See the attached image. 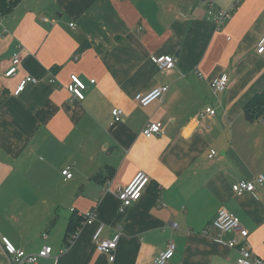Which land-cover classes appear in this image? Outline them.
Wrapping results in <instances>:
<instances>
[{"label":"crops","instance_id":"crops-1","mask_svg":"<svg viewBox=\"0 0 264 264\" xmlns=\"http://www.w3.org/2000/svg\"><path fill=\"white\" fill-rule=\"evenodd\" d=\"M231 7L219 26L209 16ZM263 37L264 0H20L0 16V264H15L2 239L27 255L50 247L37 264H153L170 243L166 264H236L210 227L220 209L264 258V187L232 191L264 176V111L245 113L264 92ZM17 45L20 66L6 78ZM161 57L174 68L160 70ZM222 75L227 88L214 93ZM27 76L36 83L16 95ZM71 76L86 86L82 101L67 91ZM163 86L161 100L134 101ZM153 122L162 131L145 138ZM139 172L150 183L119 213L117 193ZM89 210L97 222L65 249L69 220ZM99 224L101 240L119 237L113 262L92 241Z\"/></svg>","mask_w":264,"mask_h":264},{"label":"built area","instance_id":"built-area-1","mask_svg":"<svg viewBox=\"0 0 264 264\" xmlns=\"http://www.w3.org/2000/svg\"><path fill=\"white\" fill-rule=\"evenodd\" d=\"M212 5V4H211ZM232 11V7L227 10H218L216 13H213L212 10L209 11V16L212 18L214 23L219 26L229 17ZM73 27V25H70ZM21 52L22 48L20 45L16 46L15 52L11 56V62L8 70L5 72L4 76L6 78H11L16 75L18 68L21 62ZM256 53L261 55L264 53V37L259 41ZM78 55L74 56L76 60ZM152 62L160 69L165 71H170L174 68L175 59L173 57H161V58H153ZM53 83V80L49 81ZM36 81L27 76L24 78L17 87L15 92L18 95L20 92L24 90V87L27 84H35ZM91 83H94L92 80ZM228 85V78L226 75H222L217 80L210 83V87L214 93H222L226 90ZM86 90V86L83 82H81L77 76L70 77V83L67 85V91L75 97L77 100H84V91ZM168 87H158L147 94L141 95L137 94L134 96V101L140 107H147L151 103L161 100L163 96L167 93ZM200 117H204L205 115L213 116L214 110L208 108L203 112H200ZM112 123L120 122L123 118V112L121 109H113L111 112ZM162 124L160 122L148 123L143 129V135L145 138H151L153 136H157L162 131ZM215 154L211 153L210 158L214 157ZM62 176L66 179L71 178V173L69 169H66L62 172ZM150 179L144 173H137L132 181L125 188L121 189L117 193V199L119 201L118 212L123 213L124 210L130 207L132 204L137 202L146 187L149 185ZM264 187V176L260 175L256 177L253 181L240 180L235 182L232 185V191L235 195L240 196L244 193H254L256 191V187ZM74 212V210H72ZM76 213V212H75ZM77 216L81 218V222L79 227L77 228L73 240L76 238L80 228L84 225H91L97 222V214L94 210H89L87 212L77 213ZM173 228H176L177 225L173 224ZM210 227L213 228L217 232V241L224 243L230 249L234 250L238 254V258L236 260V264H264V258L257 256L249 247L247 243V238L249 237V233L247 230L242 228L238 220L225 209L218 210L214 220L211 222ZM103 230V225L99 224L93 234L92 241L95 245V248L100 253H106L109 256V261L113 262L114 255L113 252L116 248L117 241L119 237H115L111 240H101V233ZM237 234L241 241L237 242L235 239H230L228 241L223 242L222 236L225 234ZM204 234H207V230H204ZM2 244L4 246L5 252L7 255L12 258L13 263L15 264H37V260L39 258H48L51 253L50 247H44L39 251L37 255H27L25 252L21 250H16L14 246H12L6 239H2ZM174 254V245L170 243L167 249L164 252L159 253L155 258L153 264H166L170 259H172ZM56 264V262L54 263Z\"/></svg>","mask_w":264,"mask_h":264},{"label":"trees","instance_id":"trees-1","mask_svg":"<svg viewBox=\"0 0 264 264\" xmlns=\"http://www.w3.org/2000/svg\"><path fill=\"white\" fill-rule=\"evenodd\" d=\"M20 2V0H0V16L8 15L11 10ZM86 45V44H85ZM257 111H264V92L254 96L247 104L245 105V113L249 117H253V115ZM102 173L98 172L93 176V179L101 178ZM81 222V218L74 214L73 217L69 220L65 238L63 245L65 249L69 248V246L73 242V236L79 227Z\"/></svg>","mask_w":264,"mask_h":264}]
</instances>
